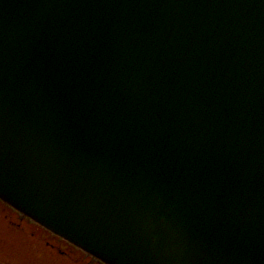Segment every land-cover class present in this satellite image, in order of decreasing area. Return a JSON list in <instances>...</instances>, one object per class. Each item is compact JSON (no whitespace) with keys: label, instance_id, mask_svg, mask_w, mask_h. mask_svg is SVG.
Returning a JSON list of instances; mask_svg holds the SVG:
<instances>
[{"label":"water","instance_id":"obj_1","mask_svg":"<svg viewBox=\"0 0 264 264\" xmlns=\"http://www.w3.org/2000/svg\"><path fill=\"white\" fill-rule=\"evenodd\" d=\"M0 199L105 264H264V0H0Z\"/></svg>","mask_w":264,"mask_h":264},{"label":"rangeland","instance_id":"obj_2","mask_svg":"<svg viewBox=\"0 0 264 264\" xmlns=\"http://www.w3.org/2000/svg\"><path fill=\"white\" fill-rule=\"evenodd\" d=\"M0 212H3L5 215H8L11 219L13 224H17L15 218L18 214L23 215L27 219L31 221L30 225L26 228L19 229L11 225L7 219V216L2 215L0 213V264H101L99 263L100 260L94 258L90 254H87L80 248L72 245L71 243L67 242L61 237H58L51 231L45 229L41 225L34 222L29 217L25 216L24 214L20 213L19 211L12 208L10 205L6 204L2 200H0ZM18 213V214H17ZM5 216V217H4ZM20 223V222H18ZM23 224L26 223L23 221ZM44 234L43 236L49 237L55 236L61 240L60 246L62 249L71 248L72 255H75L74 258L70 259V257H60L55 258V260L51 259L49 255L50 251V244L48 242H43V248L37 247L32 242H27L24 238H30L31 234ZM11 234V235H10ZM17 234V235H12ZM19 234V235H18ZM32 240V239H30ZM6 241V242H4ZM30 245V246H29ZM49 253V254H48ZM99 261V262H98ZM103 264V263H102Z\"/></svg>","mask_w":264,"mask_h":264},{"label":"flooded vegetation","instance_id":"obj_3","mask_svg":"<svg viewBox=\"0 0 264 264\" xmlns=\"http://www.w3.org/2000/svg\"><path fill=\"white\" fill-rule=\"evenodd\" d=\"M0 213H2V215H5L3 212H0ZM5 216H7L9 218L7 220L12 225L14 223V222H12V219L8 215H5ZM15 220H16L17 224H13V226L16 227V228H19V229L26 228L31 223V221L29 219H27L26 217H24L21 214H18L17 217L15 218ZM23 221L26 223V226H25V224L22 223ZM18 222H20V223H18ZM12 235H17V234H12ZM20 235H23V238L27 242H31L32 241L34 243V245L37 246V247H42L43 248L44 247L43 246V242H48L50 244V246H51L50 249H49V251H50L49 253L50 254L49 253L48 254L51 256L52 260H55V258L61 259L60 257H70V259H71L72 256H73V258L75 256V255H72L73 251H72L71 248L62 249V247L60 246V243H61L62 239H60L58 237L50 236V234H48L49 237L47 238L46 236L45 237L43 236L44 234H34L33 233V234H31L32 236L28 239V238L24 237V234H20ZM30 239H32V240H30ZM4 242H6V241H4ZM99 263H101V262H99ZM7 264H10V263H7Z\"/></svg>","mask_w":264,"mask_h":264}]
</instances>
